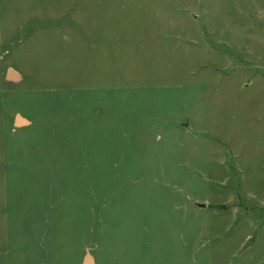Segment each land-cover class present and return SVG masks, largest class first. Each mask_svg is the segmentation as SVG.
<instances>
[{
    "label": "rangeland",
    "instance_id": "rangeland-1",
    "mask_svg": "<svg viewBox=\"0 0 264 264\" xmlns=\"http://www.w3.org/2000/svg\"><path fill=\"white\" fill-rule=\"evenodd\" d=\"M87 251L264 264V0H0V264Z\"/></svg>",
    "mask_w": 264,
    "mask_h": 264
},
{
    "label": "water",
    "instance_id": "water-1",
    "mask_svg": "<svg viewBox=\"0 0 264 264\" xmlns=\"http://www.w3.org/2000/svg\"><path fill=\"white\" fill-rule=\"evenodd\" d=\"M6 79L8 81L18 82V81H20L21 78H20L19 74L17 72H15L13 69H8L6 72ZM14 125L16 127H23V126L29 125V123L17 115L15 118ZM185 126H187V124H185ZM196 206L199 208H205L204 204H196ZM246 247H247V245H246ZM246 247H244L243 249H245ZM84 264H94L93 258L89 253H87L85 256Z\"/></svg>",
    "mask_w": 264,
    "mask_h": 264
},
{
    "label": "crops",
    "instance_id": "crops-1",
    "mask_svg": "<svg viewBox=\"0 0 264 264\" xmlns=\"http://www.w3.org/2000/svg\"><path fill=\"white\" fill-rule=\"evenodd\" d=\"M21 118H22V117H21ZM23 119H24V118H23ZM24 120H26V119H24ZM26 121H27V122L29 123V125H30V122H29L28 120H26ZM26 126H28V125H26ZM23 127H24V126H23ZM87 253H89V252H88V251L85 252V254H84V256H83L82 261H81L80 264H84V259H85V256H86ZM89 254H90V253H89ZM90 255H91V254H90ZM91 256H92V255H91ZM92 258H93V262H94V264H97L93 256H92Z\"/></svg>",
    "mask_w": 264,
    "mask_h": 264
}]
</instances>
